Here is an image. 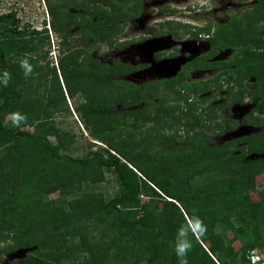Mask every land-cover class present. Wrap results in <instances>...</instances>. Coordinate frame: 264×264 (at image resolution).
Listing matches in <instances>:
<instances>
[{"label": "trees", "instance_id": "obj_1", "mask_svg": "<svg viewBox=\"0 0 264 264\" xmlns=\"http://www.w3.org/2000/svg\"><path fill=\"white\" fill-rule=\"evenodd\" d=\"M45 1L52 29L61 39L58 66L67 93L69 97L79 93L82 102L76 111L81 124L93 141L106 148L88 150L82 158L65 154L73 136L59 130L52 120L53 115L63 111L61 102L65 96L58 80L55 77L45 98V93L33 87L19 65L25 53L37 55L48 42L47 31L19 28L13 14L0 15V71L8 70L12 75L7 87L0 86V151L4 150L0 152V242L10 239L14 245H8L3 252L36 247L21 261L11 264H50L49 253L40 248L52 245L59 250L68 235L79 234L77 228L86 218L95 220V229L108 226L118 232L111 245L95 239L93 246L84 234H79L82 249L89 253L92 264H179L174 253L175 233L193 215L203 219L207 234L194 239L189 264H253L247 253L254 252L257 246L264 248V191L258 193L256 202L251 201L250 194L255 191V178L261 174L264 177V159L247 160L243 144L211 145L209 136L197 130L215 117V112L207 116L201 110L198 114L193 110L195 101H188L190 93L201 91L197 84H183L176 91V106L167 109L160 105L152 112L149 104L157 96L156 89L146 92L133 88L119 80L124 66L100 64L91 54L84 53L93 43L108 42L117 27L116 13L114 23L111 14L119 9L109 2L125 4L128 0H100L101 5L94 6H89L88 1V7L79 5L80 12L76 14L68 12L75 0H57L59 3L55 4ZM139 8L140 0H133V12ZM253 9L255 15L248 16L249 22L264 19V0ZM234 19L224 25L223 39L226 36L237 43L242 36L241 22ZM72 28L76 29L75 43L69 39ZM258 33L261 50L252 57L248 52L250 46L244 43L240 50L243 64L239 62L237 70L244 73L243 77H257L244 92L254 100L257 98L252 111L261 114L263 24ZM250 35L245 33L244 37ZM78 44L83 48L78 49ZM34 69L40 68L35 64ZM52 71L56 73L55 68ZM39 72L46 80V74ZM183 79L171 81L181 84ZM145 93L148 103L141 106L139 102ZM159 100L162 102L163 98ZM14 111L27 116L19 128L10 122L9 114ZM37 112L41 114L40 120L34 122L30 116ZM167 114L171 119L166 118ZM146 123L162 129L179 126L184 133L178 130L148 141L147 147L157 146L150 147L153 150L141 149L131 137L116 135L118 127L137 131ZM262 126L255 134L259 140L264 137ZM24 127H31L32 131ZM49 136L55 138V145L48 140ZM170 142L177 144L169 147L166 144ZM260 146H252L249 152L264 153V143ZM107 172L114 176L118 186L109 199L95 192L74 200L60 197L79 193L83 183L105 181ZM53 194L59 198L51 199ZM20 200L23 203L18 204ZM245 236L251 240L241 245ZM235 242L240 244L238 249L233 246ZM110 246L115 255L108 261Z\"/></svg>", "mask_w": 264, "mask_h": 264}, {"label": "rangeland", "instance_id": "obj_2", "mask_svg": "<svg viewBox=\"0 0 264 264\" xmlns=\"http://www.w3.org/2000/svg\"><path fill=\"white\" fill-rule=\"evenodd\" d=\"M51 4L59 3V1L64 0H51ZM71 2L74 0H70ZM89 2V6H94L96 4L101 5V1L98 0L95 2V0H75L72 3V7L68 8V12L70 13H79L80 9L77 8L79 5L84 4L86 7H88L87 2ZM112 1V0H111ZM223 1V2H222ZM260 0H140V13L137 15V19L135 21L130 22L132 16H133V9L132 4L133 0H128V3L125 4H118L115 2H109L110 6L113 7L117 6L119 11L112 12V21L111 23L115 22L114 13H116L117 23L113 30L111 39L108 42H101L103 44H91L88 49L86 48L84 53L91 54V57L98 60L102 64L110 66L111 60L120 59L116 52L120 50H113L114 43L117 40L126 39V35L130 36L131 38H134L135 36L140 35V33L137 31L131 32L130 29L132 27L137 26L140 27V29L147 27L149 24L150 26H153L154 24L151 23L149 20V16H152V19H158V18H179L181 21L189 20V18H182L185 15L183 13L178 14L176 11L177 9H180V12L183 11L184 8L191 9L192 6H196V9L199 5L205 4V7L209 4V8H215L216 6H227L226 11L224 13H221V11L217 12L219 15V18L223 20V22H226L227 20H233L234 18L238 20V22H241V28L248 29V28H255L254 31H257L260 26L264 23H257L255 19L252 21H248L250 17L249 15L254 16L255 14L252 13V11H247L248 7L252 6L253 4H257ZM224 3V4H222ZM248 4V5H247ZM107 6V9L110 10L111 7ZM75 7V8H74ZM173 9L175 10L172 15L169 14V11ZM186 9V10H188ZM204 8L200 13L196 10V14H192L191 18L199 16L201 18L200 21H196V23L205 25L208 21L207 16L203 12ZM246 10L245 12H243ZM254 10V9H253ZM9 12H12L15 19H18V26L19 28L28 27L29 30L35 29V30H41L43 28L46 29L47 35L49 37L48 42L42 45V49L37 52V55L33 54L32 56L35 57L31 60V63L33 66L36 64L39 66V71H43L44 74H46V80L42 78L39 71H36L34 69L33 74L30 77H27V80L31 82L33 87L38 89V92H44L45 98L49 95L48 90L50 91L53 87V81L56 77L58 80V84L61 87V90L63 92L64 101L61 102V108L63 111L60 113H56L53 115L52 120L54 124L56 125L59 130L62 132H68L73 136V141L70 146V149L68 151H61V154H67L73 158H82L88 150L94 151L98 150L99 148L105 147L104 144L101 142L93 141L92 138L87 134L86 130H84L83 125L81 124L78 112L76 111V108L80 105L82 102V98L79 96V93L76 94V96L72 99L65 94L68 92L67 86L65 84V80L62 76V73L59 70L58 66V60L59 56L61 57L62 54L59 52L60 47V37L59 35L52 29L51 26V17L48 14L47 10V2L45 0H0V15L2 14H8ZM157 13V14H156ZM243 13V14H242ZM155 14L157 16H155ZM200 14V15H199ZM234 15V16H233ZM187 16V15H186ZM234 17L231 19V17ZM238 16V17H237ZM238 18H241L239 20ZM234 19V20H235ZM194 21V20H190ZM165 25L162 34H164L168 29H171L167 24ZM249 26V27H248ZM149 27V26H148ZM147 27V28H148ZM156 28V27H155ZM133 30V28H132ZM145 30V29H144ZM143 31V30H142ZM247 33V31H244V34ZM76 29L72 28L70 30V40L72 43H75V40H77ZM128 36V37H129ZM110 44V45H109ZM78 49L83 48L81 44H78ZM128 52V50H127ZM59 54V56H58ZM126 54V53H125ZM126 57H131L129 53L126 54ZM52 68H55L56 73L52 71ZM56 74V75H55ZM140 73H136L135 78L139 76ZM140 77V76H139ZM157 76L154 77V75L146 76L143 80H136V82H146L150 80H154ZM168 77V76H164ZM243 74L236 75L234 78V81L231 83L232 87L228 89V98H230L231 103L224 102V107H219L218 103L223 101V99H227L222 91H224L226 84L223 82L225 79L220 78L218 82L216 83L217 89L219 92L215 94H211L210 98L204 99L201 102L197 101V99L194 102V109L199 114L202 110L204 114L208 116L209 113L215 112V117L212 119V122L207 121L204 124H201L198 126L197 130L203 132L204 134L208 135L211 140V145L215 146H223L226 143L234 140V139H243L241 142L243 145H245V158L248 159H256V158H262L264 159V153L257 154L253 152H249L252 146H254L256 149L261 148V144L264 143V137L259 140L257 136H255L256 133H258L260 130L263 129L262 124H264V113H259L258 111H254L249 116L245 117V120H247L246 123H240V119L245 116L246 113L249 112V110L254 106L253 102H251L250 105H248L244 100L242 103L232 105V100L235 97H240L241 94L244 92V82L245 79H243ZM64 81V82H63ZM252 81V80H251ZM249 81V82H251ZM248 82V81H246ZM212 86V85H210ZM227 87V86H226ZM211 90V87L209 88ZM206 89L201 90L199 93L204 94L207 96V94L210 93V90ZM179 90V87L174 88L173 90H167L168 92L166 95H164V90H157V96L156 98L151 101L149 104V108L153 112L158 106H162L163 108H172L176 106V102L173 100V96L175 95L176 91ZM78 95V96H77ZM204 96V97H205ZM163 98V101L159 99ZM193 100V101H194ZM180 108V107H178ZM176 109V108H175ZM192 110V111H193ZM213 110V111H212ZM40 113H35L34 115H31L30 118L37 122L40 120ZM171 115L167 114L166 118L171 119ZM233 120L237 121L235 123ZM230 122H234V130L231 131H223L224 128L228 125L230 128ZM226 125V126H225ZM25 130L32 131L31 127H24ZM228 129V127H226ZM180 131L181 133H184V130H182L181 127H173L172 129H162L159 128L157 125H154L153 123H146L143 124V127L140 128L137 131H133L132 129H127L123 127H118V133H116L117 136L120 137H131L132 139L136 140L139 144V147L141 149L143 148H150V147H156V145H151L147 147L148 141H153L156 137H161L163 135H169L173 134L176 131ZM136 134H135V133ZM48 140L52 144H56V140L53 136H49ZM179 142V141H178ZM174 144H177V142L168 143L167 146H173ZM232 143H230L231 145ZM106 148V147H105ZM4 150H1L0 152H3ZM155 150L154 152H156ZM105 181L101 183L91 184L89 182L83 183L82 189L79 193L69 195L67 197L60 196L62 198H66V200H74L81 198L86 193H101L104 195L105 199H109L111 196H113L117 189V183L114 178V176L107 172L105 175ZM264 191V177L263 175H259L255 178V191L250 194V199L253 202L258 201V193ZM146 197V196H144ZM51 199L57 200L59 197H57V194H53L50 196ZM145 200V198H143ZM23 202H18V204H21ZM67 209V207H66ZM95 220L87 219L84 222L80 223V228H77V231L79 234H84V238L90 241L91 246L95 244V239L102 240V244H108L111 245V241L116 238L118 235V232L114 228H109L108 226H104V228H96L95 229ZM100 233H103L101 235ZM79 234L74 233L73 236L68 235L67 238L63 241L64 243H61L62 245L59 246V250L55 249V246L52 245H46L44 247H41L40 250L44 252H48L50 255V264H92L90 262L91 257L89 253L86 251H83L81 246V236ZM100 235L102 237H100ZM228 237H231L230 233H227ZM99 237V238H98ZM250 237L245 236V239L240 243L243 245L244 243L250 242ZM240 244L238 242H235L233 244L235 249H238L240 247ZM8 245L14 246L12 243V240L6 239L4 242H0V264H11L13 262H19L23 259L24 255L29 254L33 251H35L36 247H26V248H19L13 251L9 252H3L6 248H8ZM114 247L110 246V252L108 256V261L113 259V256L115 255V251L113 249ZM2 252V253H1ZM255 256L262 259L264 256V248L257 246L254 251Z\"/></svg>", "mask_w": 264, "mask_h": 264}, {"label": "flooded vegetation", "instance_id": "obj_3", "mask_svg": "<svg viewBox=\"0 0 264 264\" xmlns=\"http://www.w3.org/2000/svg\"><path fill=\"white\" fill-rule=\"evenodd\" d=\"M255 5L256 3L248 7L247 11L253 10V6ZM209 6V4L207 7H205V4H201L197 9L196 6H192L191 9H188L187 7L184 8L182 12H180V9H177L176 12L178 14L183 13V15H185L182 18H189V20L186 21H181L179 18L172 17L152 19V16H149V20H151L150 22L154 24L153 26H150L149 24V27L147 26L148 28L144 27L140 29V27L134 25V27H132L133 30L131 28L130 31H138L140 35L135 36L134 38L126 35L125 40H117L112 48L113 50H120L116 52L120 59H112L110 66H113L114 63L124 66L123 73L120 75L119 80L129 83L133 88H140L146 92L150 88L156 90L166 89L164 95L168 92L167 90H173L177 87H179V89L182 88L183 84H197L200 90H205V87L206 89L211 87V90L209 89L210 93L207 94V96L202 93H190L188 101H193L195 98V100L197 99V101L201 102L203 100L201 98L208 99L212 96L211 94L219 92L216 83L220 78H224L225 80L223 82L226 85L223 86L225 89L222 92L227 99H223L218 105L224 104L227 100L231 103L230 98H228V89L232 87L231 83L234 81L236 75L244 74L240 70H237L239 64H243L244 59L240 50L245 45L244 43H246L250 46V51L248 52H251L252 57H254L255 53L261 50L258 42L259 33L258 30L254 31L255 28H248L247 33L251 35L250 37H244V30L241 28L242 36L238 39L237 43L228 40L226 36L223 39V34L226 30L224 25L232 20L229 19L226 22H223V20L219 18L217 12L221 11V13H224L227 6L222 5L219 7L216 6L215 8H209ZM203 8V12L208 15V21L205 25L196 23V21L201 20L199 16L191 18L192 14H196V10L200 13ZM140 9L141 8H139L136 13H133L130 22L137 19L136 17L138 13H140ZM174 11L175 10L171 9L169 14L172 15ZM245 11L246 10L243 12ZM10 13L12 14V12H9L8 14ZM156 14L155 16H157ZM233 16L231 19L234 18ZM191 19L194 21H190ZM238 19L241 20V18ZM16 21H18V19H16ZM255 21L257 23H264V19H255ZM162 24H167L171 29H168L162 34V30L165 26ZM96 44L103 43L97 42ZM125 53H129L131 57H126ZM99 63L102 64L101 62ZM227 69L230 71L226 72ZM136 73H140V77L138 76L135 78ZM151 75L157 77L154 78V80L146 82H136V80H143L146 76ZM182 78L184 79L181 84L171 81L173 79L180 80ZM243 79H245L243 84L245 89H249V86L257 81L255 75L244 76ZM65 95L69 97L68 93ZM146 95L147 94L145 93V96L140 100L139 105L143 106L145 103H148ZM74 97L70 98L73 99ZM256 99H252L247 92H243L240 97H235L232 100V105L234 106L235 104L242 103L243 100L248 105H250L251 102L254 104L249 112L240 119V123L247 124L245 117L253 113L252 110L255 107ZM224 106L222 105L221 107ZM233 121L237 123V121ZM234 122H230V128L228 125H225L228 129L225 127L223 131L229 132L234 130ZM240 140L241 139L231 140L227 142L226 145H229V143L232 142H235L236 146L242 145ZM223 146H225V144Z\"/></svg>", "mask_w": 264, "mask_h": 264}, {"label": "clouds", "instance_id": "obj_4", "mask_svg": "<svg viewBox=\"0 0 264 264\" xmlns=\"http://www.w3.org/2000/svg\"><path fill=\"white\" fill-rule=\"evenodd\" d=\"M34 58L30 53H25L24 57L19 60L20 68L26 78L34 72V66L30 63V59ZM11 79L12 75L8 70L0 71V86L7 87ZM9 117L11 125L17 128L27 120V116L20 111L11 112ZM206 234L207 225L198 215H193L181 223L174 238V253L179 264H189L188 254L193 250L194 239L203 238Z\"/></svg>", "mask_w": 264, "mask_h": 264}, {"label": "built area", "instance_id": "obj_5", "mask_svg": "<svg viewBox=\"0 0 264 264\" xmlns=\"http://www.w3.org/2000/svg\"><path fill=\"white\" fill-rule=\"evenodd\" d=\"M250 259L253 264H264V256L262 257V259H260L259 257L255 256L254 252H251Z\"/></svg>", "mask_w": 264, "mask_h": 264}, {"label": "water", "instance_id": "obj_6", "mask_svg": "<svg viewBox=\"0 0 264 264\" xmlns=\"http://www.w3.org/2000/svg\"><path fill=\"white\" fill-rule=\"evenodd\" d=\"M24 256H25V255H24ZM247 257H248V258H251V252H248V253H247ZM23 258H24V257H23Z\"/></svg>", "mask_w": 264, "mask_h": 264}]
</instances>
